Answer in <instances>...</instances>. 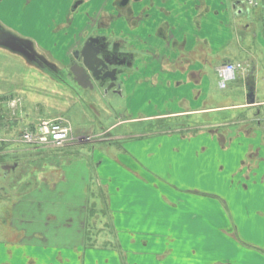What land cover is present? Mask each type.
Masks as SVG:
<instances>
[{
  "label": "rangeland",
  "instance_id": "rangeland-1",
  "mask_svg": "<svg viewBox=\"0 0 264 264\" xmlns=\"http://www.w3.org/2000/svg\"><path fill=\"white\" fill-rule=\"evenodd\" d=\"M256 1L258 4L248 5V10L236 18L238 22L230 14L234 25L248 26L240 37L234 34L229 47L214 56L210 64L207 63L204 72L207 78L203 85L207 88L209 101L202 102V108H189L188 102H181L187 104L182 111L197 110L196 115L200 117L181 120L160 117L174 111L164 110L161 106L171 95L167 94L165 100L162 98V81L160 87L140 83V75L131 77L127 69L119 75L115 88L109 89L107 84L100 85L95 80L94 88H84L76 82L69 70L72 60L66 59L70 51L67 49L70 43L76 42L73 38L78 29L83 25L88 27L90 21L78 16L72 26L69 11L73 0H0V32L14 34L20 43L27 48L29 46V50L41 59L34 61V57L30 60L0 47V264H17V258L23 264H41V260L48 257L49 254L37 249H32L31 254L25 257L20 244L32 238L34 229L43 231L53 223L57 225L55 229L65 230L60 226L63 223L72 224L70 229L76 233L74 226L80 225L84 214L78 216L72 210L66 213L60 203L47 204V188L54 190L59 181L66 179L64 168L78 162L90 168V182L85 189L86 201L88 199L85 243L90 246L106 242L111 235L103 210L106 195L103 187H96L94 171L97 159L115 161L119 155H126L124 147L129 148L130 142L138 141L134 152L142 162L148 154L149 158L155 156L160 159L158 169L169 165L170 171L173 170L171 174L175 172L181 180L193 186L213 189L230 198L237 190L240 192L236 196L243 192L249 194L242 183L247 182L251 186L255 180H263L264 167L256 178L255 174L247 172V168L258 167V160L264 166V0ZM97 6V0H91L80 9L89 11ZM216 23L214 20L211 29L214 45H218L215 40L225 39L221 38ZM225 58L237 59L245 68L238 72L236 80L221 88L215 69L218 67L216 64ZM174 66L180 68L182 63L177 60ZM199 96L197 94L196 97ZM205 103L218 109L206 110ZM144 116H149V119ZM181 116L189 118L191 115ZM43 120L65 121L70 127L69 143L61 147L40 148L23 141L22 132ZM205 128L215 135L214 143L221 149L214 143L210 151L204 150L200 142L192 146L178 144L184 148L181 154L186 155L184 160L187 162L193 155L209 152L208 157L196 156V164H203L205 172L199 171L197 166H191L188 171L178 167L173 169L171 164L181 162L180 154L171 152L174 145H159L152 140L158 137L154 134L157 132L177 130L195 133ZM138 136L141 137L135 138ZM226 146L232 151L227 153L224 150ZM243 150H249L247 158L237 156H241ZM221 162H228L229 167L220 169ZM218 182L229 187L228 191L214 186ZM54 191L56 196L51 197L50 193L51 199L62 196L61 188ZM76 207L81 210L83 205ZM51 211L58 217L50 214L45 221ZM49 241L52 242L53 238L49 237ZM14 252L21 255L16 256Z\"/></svg>",
  "mask_w": 264,
  "mask_h": 264
},
{
  "label": "crops",
  "instance_id": "crops-1",
  "mask_svg": "<svg viewBox=\"0 0 264 264\" xmlns=\"http://www.w3.org/2000/svg\"><path fill=\"white\" fill-rule=\"evenodd\" d=\"M100 1L97 0L96 8L103 3ZM229 1L143 0L131 5L135 17L130 22V30L126 25L125 33L128 34V45L134 58L128 70L131 77L140 75V83L160 87L162 81L160 94H163V99L171 94L161 106L164 110L174 111L160 117L181 120L200 117L196 115L197 110L182 111L183 106L188 104L189 108H202L201 103L209 101L207 88L203 85L207 78L204 73L207 63L210 64L214 56L229 47L234 34L240 37L248 26L234 25L230 17L232 14L234 21L238 22L236 18L246 10V4L242 6L241 0H231L229 5ZM214 20L220 25L216 23L221 38L225 37L224 41L215 40L218 45H214L211 32ZM137 23L141 25L140 28H133ZM71 24L74 25V20ZM86 29L84 25L78 29L73 38L76 43L80 33ZM140 38L144 43L138 42ZM139 49L143 52L139 53ZM177 60L182 63V67L174 66ZM226 61L239 60L225 58L216 66ZM197 94L200 96L196 97ZM205 107L206 110L218 109L206 103ZM185 114L191 116H181ZM143 118L149 119V116ZM154 134L158 137L152 140L157 144L171 143L174 145L171 152L180 154L181 162L171 164L173 169L178 167L188 171L191 166H197L199 171L205 172L203 164H196V156L208 157L209 152L193 155L187 162L184 160L186 155L181 154L184 148L178 144L192 146L200 142L204 150H212L216 138L206 128L195 133L170 130ZM137 142H130L129 148L124 147L127 154L119 155L115 161L97 159L93 180L96 187H103L106 195L103 210L108 220L107 227L111 229L110 238L101 244L88 246L85 243V211L88 204L85 189L90 182V168L78 162L77 165L64 168L66 179L57 184L61 188V197L51 199L50 193L51 197L56 196L54 190L58 188H47V204L60 203L66 213L72 210L78 216L84 214L80 225L77 223V227L74 226L76 233L71 231L72 224L63 223L60 226L65 227V230L55 229L57 225L53 223L48 224L50 226H46L43 231L34 229L32 238L20 244L25 257L31 254L32 249H37L49 254L47 258H41V264H264V176L262 181L255 180L251 186L247 182L242 183L243 189L250 195L243 192L241 196H236L240 192L237 190L235 196L230 198L224 193L222 195L213 189L202 185L193 186L181 180L175 172L171 174L173 170L170 171L169 165L158 169L160 159L155 156L149 158L148 154L142 162L134 152L139 144ZM224 150L228 153L232 148L226 146ZM248 153L249 150H243L242 155L237 156L247 158ZM258 161V167L247 168V172L255 174L254 178L264 167L260 164L261 160ZM224 162L219 164L220 169L229 167L228 162ZM247 176L249 178L248 173ZM214 186L221 191L229 189L222 182ZM77 205H83V208L79 210ZM50 214L58 217L51 211L47 213L45 221ZM87 236L90 234L87 233ZM49 237L53 238L52 242ZM37 245L44 247L39 248ZM14 253L17 256L18 253ZM16 261L17 264H23L18 258Z\"/></svg>",
  "mask_w": 264,
  "mask_h": 264
},
{
  "label": "flooded vegetation",
  "instance_id": "flooded-vegetation-1",
  "mask_svg": "<svg viewBox=\"0 0 264 264\" xmlns=\"http://www.w3.org/2000/svg\"><path fill=\"white\" fill-rule=\"evenodd\" d=\"M89 1L91 0H73L72 2V8L69 11L71 12L69 15L71 17V22H73V20L76 21L78 16H81V18L83 16L86 20L90 21V25L82 34L80 33V39L77 43L75 42L76 44L72 45V43H70L67 49V51L69 49L70 51L66 59L69 61L72 60V65L76 63L83 65L85 54L82 53V50L84 46L87 45L88 50L99 51L100 55L106 59L107 63L109 62L105 67H99V69L103 70L102 72L100 71L101 73L117 69L119 75H121L125 73V70L130 69L132 66V59L134 58V53L130 50L128 45V34L125 33L126 25L128 30H130L132 27L130 22L133 21L132 19L135 17V12L131 5L143 0H103V3L96 9L80 11V8ZM241 2H243L242 6L246 4L245 11H247L249 8L248 2ZM256 4H258V1H256ZM87 17H89V19H87ZM81 21L83 22V20ZM140 26L141 25L137 23L133 28H140ZM137 40L139 43H144L141 38ZM138 51L139 53L143 52V50L141 51L140 49ZM33 53L34 52H32V54ZM34 55L36 58L34 61H39L40 58L37 54L34 53ZM72 65H70L69 68ZM69 70L71 71V69ZM85 73L88 76H92V71L87 68ZM98 82L101 83L100 81ZM105 84L108 85L109 82Z\"/></svg>",
  "mask_w": 264,
  "mask_h": 264
},
{
  "label": "water",
  "instance_id": "water-1",
  "mask_svg": "<svg viewBox=\"0 0 264 264\" xmlns=\"http://www.w3.org/2000/svg\"><path fill=\"white\" fill-rule=\"evenodd\" d=\"M0 47L14 53H20L30 60H34L33 58L35 55L29 50V46L27 48V45L20 43L16 36L8 31L0 32ZM82 53L85 54L84 64L79 65L76 63L70 68L74 75V79L80 86L84 88H94L95 85L93 80L100 81V85H105L106 82H109L107 86L109 89L117 85L119 77L117 69L101 73L103 70L99 69V67H105L109 62L107 63L106 59L100 55L99 51H90L87 45H85ZM86 68L92 71V76L86 75ZM252 102H254V98Z\"/></svg>",
  "mask_w": 264,
  "mask_h": 264
},
{
  "label": "built area",
  "instance_id": "built-area-1",
  "mask_svg": "<svg viewBox=\"0 0 264 264\" xmlns=\"http://www.w3.org/2000/svg\"><path fill=\"white\" fill-rule=\"evenodd\" d=\"M242 68L241 63L227 62L217 68L219 85L226 88L230 81L237 77ZM23 141L40 148L48 146L61 147L70 141V127L63 120H43L33 128L24 130L21 134Z\"/></svg>",
  "mask_w": 264,
  "mask_h": 264
},
{
  "label": "trees",
  "instance_id": "trees-1",
  "mask_svg": "<svg viewBox=\"0 0 264 264\" xmlns=\"http://www.w3.org/2000/svg\"><path fill=\"white\" fill-rule=\"evenodd\" d=\"M5 174H7V171L5 172Z\"/></svg>",
  "mask_w": 264,
  "mask_h": 264
}]
</instances>
